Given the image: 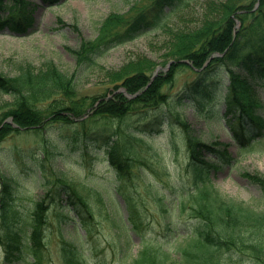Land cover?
I'll list each match as a JSON object with an SVG mask.
<instances>
[{"label":"trees","instance_id":"trees-1","mask_svg":"<svg viewBox=\"0 0 264 264\" xmlns=\"http://www.w3.org/2000/svg\"><path fill=\"white\" fill-rule=\"evenodd\" d=\"M42 1L59 4V0ZM183 1L135 0L129 13L111 14L102 21L95 38L68 49L74 62L88 69L117 45L148 31L164 33L157 49L161 62L140 56L129 59L106 72L104 92L94 97L78 94L75 76L52 62L38 71L29 67L15 76L0 74V93L11 98L0 106V141L18 133L14 124L31 129L39 138L47 132L50 139L43 141L40 153L44 159L56 151H84L90 146L84 153L91 154L93 148H103L118 180L109 189V197L122 198L127 213V218L120 217V227L108 228V247L91 261L95 234L101 230L87 217L100 214L106 206L98 191L77 186L62 173L54 176L41 167L40 183L46 191L25 218L24 227L18 229L13 223L16 182L0 175V244L5 263L24 257L21 246L26 238L27 254L34 264H41L38 254L46 239L45 225L54 211L62 264H230L226 259L235 255L252 264H264V211L237 203L215 189L213 177L231 168L234 158L227 144L205 141L195 134L182 110L194 103L206 116L222 102L225 112L215 122L220 125L231 112L224 121L225 130L239 146L255 144V138L263 134L264 119L256 111L260 103L252 83H264V0L207 1L212 6L208 14L195 25L178 29L175 24L168 25L167 19ZM27 4L25 0H0V31L26 34L33 23ZM158 66L167 70L152 78ZM187 71L190 78L180 90L171 91L176 77ZM164 126L180 132L186 187L179 174L165 175L166 167L151 149L152 136ZM243 176L264 194L261 177ZM136 187L145 190L163 222L171 227H142L143 206L128 192ZM71 212L85 232L76 242L60 227ZM176 212L188 215L189 224L178 227L171 216ZM173 238L175 245L170 243ZM177 238L182 240L177 242ZM85 243H89L87 248Z\"/></svg>","mask_w":264,"mask_h":264},{"label":"rangeland","instance_id":"rangeland-1","mask_svg":"<svg viewBox=\"0 0 264 264\" xmlns=\"http://www.w3.org/2000/svg\"><path fill=\"white\" fill-rule=\"evenodd\" d=\"M28 1L34 7L39 6L34 12L33 30L30 29L32 31L25 36H18L6 30L0 32V74L4 76H15L21 70L29 67L38 71L43 69L47 63L52 62L62 72L75 76L74 83L78 94L94 97L104 92L106 72L118 69L129 59L140 56L156 62L162 61L161 52L159 53L157 49L163 41L164 33L159 30L147 32L132 41L112 48L97 60L95 66L88 69L77 65L68 52V49L76 48L80 41L95 38L100 23L111 14L129 13L128 11L135 0H59L63 3L57 6L42 4L41 0ZM207 1L215 2L216 0H188V7L185 8L184 4L169 15L168 25L175 24L178 29H187L195 25L211 10L212 6ZM159 68L160 71H163L161 66ZM189 74L191 75L188 71L179 74L171 91L180 90L184 81L190 76ZM225 78L226 72L223 73V79ZM252 85L255 98L261 104L257 112L264 118V83L253 82ZM10 101L11 98L8 95L0 93V106L3 107ZM219 104L216 114H208L205 118L203 112L196 108L194 103L182 109L183 115L191 130H194L193 132L201 136L203 140H220L228 144L229 151L236 160L230 174H224L214 181L217 190L237 203H243L251 209L262 212L264 211L263 193L248 183L242 174H256L264 180V134L259 138L257 144L243 146L244 150H240L241 148H238L227 136L224 128L214 124L217 115H222L224 112V105ZM227 117H230V114ZM19 132L20 135L13 133L0 142V173L11 177L17 185L14 203L17 208L15 210L17 216L13 220L14 227L16 226L18 229L24 227L26 215L32 204L44 194L45 189L39 182L40 167L52 174L63 173L71 183H78L82 187L94 189L104 197L110 192L109 189L117 183L113 170L105 162L102 150L95 149L94 152L91 150L92 153L83 158H81V153L90 151V146H88V150L84 151L82 149L58 153L55 150L56 153L52 157L42 159L40 153L42 145L44 146L43 141L50 139L47 132L43 131V138L36 136L32 130H20ZM152 138L151 149L158 153L159 163L162 167L165 166L166 172L169 173L167 176L170 177L172 174L178 173L184 164L185 156V148L181 143L179 130L164 126L161 132ZM185 182L182 183L183 187H186ZM128 192L137 199L139 204L140 201L144 203V227H166L165 223L162 225L163 220L144 189L136 187V190L130 189ZM116 200L119 204L121 203L119 199ZM91 204L93 207V203ZM106 204L108 208L105 207L100 214L93 213L91 218L87 217V219H91L90 222L94 227H100L101 230L100 233L95 234L93 242L95 251L91 253V261L97 259L101 251L108 247L105 242L110 237L108 228L118 226L117 212L111 210L107 202ZM95 208L93 207L94 210ZM174 213L171 216L180 224L187 220L185 213L181 215L177 212ZM73 215L70 214V217ZM49 218L52 220V226L48 227L44 245L38 256L41 264H62L61 242L54 230L56 222L52 216ZM74 224L78 227L77 231L73 230ZM63 227L65 231H69L71 240L74 242L77 241V237L84 236V230L76 219L67 220ZM169 227L171 226L169 225ZM180 240L181 238L178 239V241ZM261 242L264 243L263 235H261ZM89 243H85L84 248H87ZM27 246V240L23 238L21 247L24 249V257L13 264H33L31 256L27 254ZM133 251H136V248ZM1 252L0 244V254ZM226 260L230 264H252L246 258L237 255ZM0 264L3 263L0 262Z\"/></svg>","mask_w":264,"mask_h":264}]
</instances>
